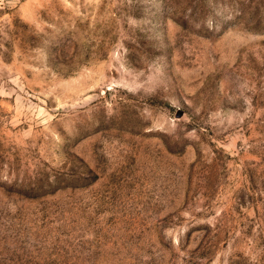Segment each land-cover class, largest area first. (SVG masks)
I'll return each mask as SVG.
<instances>
[{
  "label": "rangeland",
  "instance_id": "obj_1",
  "mask_svg": "<svg viewBox=\"0 0 264 264\" xmlns=\"http://www.w3.org/2000/svg\"><path fill=\"white\" fill-rule=\"evenodd\" d=\"M0 264H264V0H0Z\"/></svg>",
  "mask_w": 264,
  "mask_h": 264
}]
</instances>
